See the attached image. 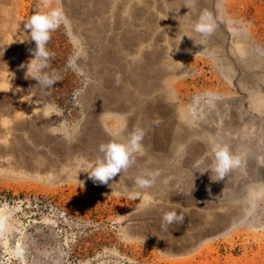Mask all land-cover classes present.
Instances as JSON below:
<instances>
[{
    "label": "rangeland",
    "instance_id": "obj_1",
    "mask_svg": "<svg viewBox=\"0 0 264 264\" xmlns=\"http://www.w3.org/2000/svg\"><path fill=\"white\" fill-rule=\"evenodd\" d=\"M186 3L53 0L66 22L44 71L60 79L41 88L24 24L45 9L0 0V264H264V0ZM136 128L135 165L89 179L99 146ZM214 142L242 156L223 181ZM167 211L183 223L163 228Z\"/></svg>",
    "mask_w": 264,
    "mask_h": 264
},
{
    "label": "clouds",
    "instance_id": "obj_2",
    "mask_svg": "<svg viewBox=\"0 0 264 264\" xmlns=\"http://www.w3.org/2000/svg\"><path fill=\"white\" fill-rule=\"evenodd\" d=\"M40 2L45 11L35 12L24 24L25 29L30 30L27 40L34 41L36 45L34 50H30L34 59L30 61L27 67L28 71L29 69L32 70L33 79L38 82L41 88H51L59 81L60 77L56 73L49 74L44 71L49 66V60L52 56L47 45L51 40L52 33L66 22V17L62 9L52 7L53 0H40ZM195 4L196 0H187L185 7L191 12ZM217 27L218 24L213 15L204 11L192 25V30L206 39L214 34ZM117 81H119V76H117ZM144 136V130L136 128L123 142L113 139L101 144L99 152L102 155L89 166L87 171H84L88 173V178L94 183L109 185V181H112L118 174L121 176V174L127 173L135 165L136 156L142 155L144 152L142 143ZM212 152L214 153V162L211 165L210 173L211 177L212 175L215 176V181H223L242 165V156L233 153L226 143L214 142ZM205 172L209 171H204L201 174ZM159 175L158 170L141 173L135 179V186L142 190L150 189L156 184ZM78 182L82 184L81 181ZM183 221L184 216L182 214L178 215L177 211H167L162 216V227L166 229L171 225L181 224Z\"/></svg>",
    "mask_w": 264,
    "mask_h": 264
},
{
    "label": "bare ground",
    "instance_id": "obj_3",
    "mask_svg": "<svg viewBox=\"0 0 264 264\" xmlns=\"http://www.w3.org/2000/svg\"><path fill=\"white\" fill-rule=\"evenodd\" d=\"M135 43V42H134ZM134 43H133V45H134ZM129 44V43H128ZM132 45V44H131ZM127 49V48H126ZM121 54V53H120ZM122 60H124V61H127V59L125 58V57H123L122 58ZM130 61H132V62H130ZM130 61H127V64L132 68V69H134V67H132V64H133V66H135L136 65V62H134L133 60H130ZM126 63V62H125ZM127 66V65H126ZM138 68H140V66L138 67ZM138 68H136L137 70H138ZM135 69V70H136ZM141 71V70H140ZM167 71V70H166ZM161 72H163V73H165V70H161ZM142 79V78H141Z\"/></svg>",
    "mask_w": 264,
    "mask_h": 264
}]
</instances>
